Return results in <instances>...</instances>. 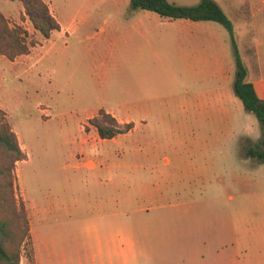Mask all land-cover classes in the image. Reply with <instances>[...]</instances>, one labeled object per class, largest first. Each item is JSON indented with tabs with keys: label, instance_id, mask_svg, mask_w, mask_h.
Wrapping results in <instances>:
<instances>
[{
	"label": "rangeland",
	"instance_id": "obj_1",
	"mask_svg": "<svg viewBox=\"0 0 264 264\" xmlns=\"http://www.w3.org/2000/svg\"><path fill=\"white\" fill-rule=\"evenodd\" d=\"M44 1L60 24L48 39L0 0L36 41L25 64L0 55V108L26 154L20 264H264V162L247 155L262 129L233 91L235 53L245 80L264 62V0H213L235 45L218 22L129 0ZM100 108L133 128L99 138Z\"/></svg>",
	"mask_w": 264,
	"mask_h": 264
},
{
	"label": "trees",
	"instance_id": "obj_2",
	"mask_svg": "<svg viewBox=\"0 0 264 264\" xmlns=\"http://www.w3.org/2000/svg\"><path fill=\"white\" fill-rule=\"evenodd\" d=\"M19 1L33 27L44 38H49L52 31L60 30L58 20L44 0ZM129 3V13L149 10L171 19L218 22L229 31L232 44L235 45L231 21L213 0H201L191 6L179 5L169 0H129ZM35 44L36 41L27 40L26 31L21 27L10 26L7 17L0 12V55L13 60L29 53ZM235 61L237 70L233 91L244 109L254 113L263 135L261 145L249 148L247 155L264 162V99H260L253 84L245 80L246 69L236 53ZM98 114L103 122L96 116L88 118V122L95 127L101 139H112L130 131L134 126L133 121H117L115 116L102 108L98 110ZM25 158L26 154L20 148L17 135L8 122L5 111L0 108V264H20L23 245L29 238V219L24 202L17 192L15 173V163Z\"/></svg>",
	"mask_w": 264,
	"mask_h": 264
},
{
	"label": "crops",
	"instance_id": "obj_3",
	"mask_svg": "<svg viewBox=\"0 0 264 264\" xmlns=\"http://www.w3.org/2000/svg\"><path fill=\"white\" fill-rule=\"evenodd\" d=\"M167 18V17H166ZM171 19V18H170ZM55 31H59V30H55ZM54 31L51 32V34L53 33ZM50 34V36H51ZM49 36V38H50ZM45 39H48V38H45ZM31 51L32 49L30 48V51L29 53L27 54H22V55H19L17 57H15L13 60H9L10 63L13 65V66H17V65H22V64H25L26 62H29L31 60ZM259 68L258 66H256V70L258 71V75L255 76L254 80H247V81H250L253 86H254V89L258 95V97L261 99H264V62H260L259 64ZM3 109V108H1ZM4 110V109H3ZM5 111V110H4ZM6 113V112H5ZM7 116V115H6ZM21 146V144H20ZM22 147V146H21ZM23 149V148H22ZM93 165V162L90 166L88 167H91ZM87 166V165H86ZM29 223H30V227H31V220H29ZM31 229V228H30Z\"/></svg>",
	"mask_w": 264,
	"mask_h": 264
}]
</instances>
